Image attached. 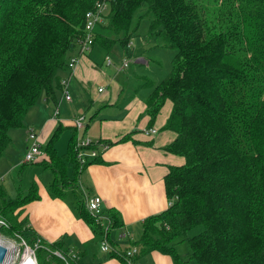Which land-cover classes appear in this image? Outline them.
Instances as JSON below:
<instances>
[{
    "label": "trees",
    "instance_id": "16d2710c",
    "mask_svg": "<svg viewBox=\"0 0 264 264\" xmlns=\"http://www.w3.org/2000/svg\"><path fill=\"white\" fill-rule=\"evenodd\" d=\"M94 2L0 0V156L38 99L55 101L58 73L69 70L68 59L83 36L84 14ZM108 9L105 23L95 28L91 49L113 55L118 44L130 56L127 42L144 21L149 36L160 37L153 46L175 52L170 72L158 83L148 79L145 113L153 124L162 105L171 102L162 129L174 138L162 149L183 157L184 163L168 166L163 177L167 207L142 221V232L131 243L137 251L131 262L154 250L183 264L175 244L201 226L188 238L194 264H264V0H110ZM72 128L63 154L55 147L58 124L41 145L42 156L26 163L40 162L51 170L47 188L56 198L74 188L88 164H101L109 146L129 138L97 140L107 148L81 164L73 121ZM87 196L75 201L78 215L107 243L110 229L121 225L119 215L110 210L96 221L85 207ZM38 198L34 181L14 199L0 185V231L26 238L30 245L39 240V264H65L50 252L67 255L64 235L42 240L22 216L24 206ZM104 251L127 264V251L113 252L110 246Z\"/></svg>",
    "mask_w": 264,
    "mask_h": 264
},
{
    "label": "crops",
    "instance_id": "0c3cea01",
    "mask_svg": "<svg viewBox=\"0 0 264 264\" xmlns=\"http://www.w3.org/2000/svg\"><path fill=\"white\" fill-rule=\"evenodd\" d=\"M136 53L128 57L135 66H131L129 72L119 80L117 73L111 76L103 70L107 55L96 46L79 57L73 70L59 71V80L68 81L70 103L62 97V85L55 91V101L41 96L27 111L24 127L12 130L11 144L0 156V177L5 178L11 169L20 176L19 181H23L24 170L28 169L25 167L40 165V162L26 164L21 155L9 166L10 154L16 148L14 137L22 134L26 137L28 128H32L38 133L40 144L44 145L43 142L60 124L57 138L62 133L60 140H65L66 145L61 149L55 142V147L59 154H63L72 134V121L79 115L85 116L82 132L94 141L115 142L124 135L129 137L126 141L109 146L100 156L103 160L101 164H88L81 171L74 188L65 189L63 198H56L48 191L47 186L54 176L49 169H46L50 173L47 176L43 172L40 176H28L25 183H21L24 191L19 185L21 193H24L30 182L36 183L39 198L30 200L24 206L22 216L27 218L28 227L34 229L42 240L55 241L64 235L63 245L68 252L64 255L65 264H123L117 257L108 256V251L101 250L102 238H96L78 215L75 201L82 199L84 193L101 198L102 212L112 210L119 215L121 225L110 229L107 243L113 252H126L135 247L131 243L139 238L142 221L167 207L163 177L168 166L184 163L183 157L162 149L174 138L171 131L162 129L171 112L170 101L162 105L154 123L149 124V116L145 113V100L150 92L148 79L158 82L149 76L153 75L154 70L148 73L146 56ZM99 87L102 90L98 91ZM125 87L126 94L122 96ZM53 107L57 108L56 116L50 110ZM151 127L157 130L156 134L145 133ZM124 259L127 264H174L168 255L154 250L133 258V262L129 257L125 256Z\"/></svg>",
    "mask_w": 264,
    "mask_h": 264
},
{
    "label": "built area",
    "instance_id": "2783aa9c",
    "mask_svg": "<svg viewBox=\"0 0 264 264\" xmlns=\"http://www.w3.org/2000/svg\"><path fill=\"white\" fill-rule=\"evenodd\" d=\"M109 3L110 0H95L92 8L88 9L84 14V21H83V36L82 38L78 39L77 41V48L73 55H71L67 62V69L73 70V68L78 64L79 57L83 55V53H87L91 50L92 44H93V36L95 28L99 23H102L105 20V16L109 12ZM106 63H110L109 57H106ZM127 60H123V63L121 64V67H126L128 64ZM60 84L62 85V97L66 101H70L69 92H68V81L67 79H61ZM102 90L101 87H99L98 91ZM57 110L54 112V116H56ZM84 121L85 116L79 115L73 120L74 126L77 129L76 133V148L79 161L81 164H84L87 159L93 158L97 155V150H104L107 148V146L104 143H98L94 140H92L87 135L85 137H82V129H84ZM27 131V139H29L28 146L23 154V161L24 162H33L38 157L42 156L43 151L41 150V144L38 133L32 129L28 128ZM146 133H155V128H148L145 130ZM87 146H92L94 148L99 149H93L88 148ZM2 177H0L1 179ZM85 207L87 211L95 217L96 221H101L103 218H106L105 214L102 212V201L101 198L98 195H90L84 198ZM4 224V219L0 216V225ZM6 236V235H5ZM12 240H19L20 246L22 248H19L16 252H12V261L10 264H15V260L17 261L16 264H39L37 262L36 257V250L39 248V240H36L32 245L27 246L24 242V240L21 237H10ZM11 239H5L0 235V242L4 246V248L7 245H10L12 248L14 247V243L11 242ZM43 247V246H40ZM14 249V248H13ZM109 245L105 241L101 242V250H108ZM136 252V248L129 250L126 252V257H130L133 255V253ZM6 255V252H5ZM4 255V257H5ZM3 257V258H4ZM63 261L65 258L62 256ZM3 260V259H2ZM1 264V262H0ZM130 264V263H128Z\"/></svg>",
    "mask_w": 264,
    "mask_h": 264
},
{
    "label": "rangeland",
    "instance_id": "374dc122",
    "mask_svg": "<svg viewBox=\"0 0 264 264\" xmlns=\"http://www.w3.org/2000/svg\"><path fill=\"white\" fill-rule=\"evenodd\" d=\"M104 23H105V21L102 22V24H104ZM141 23L142 24L139 27L138 31L135 34H133L131 36V40H129L127 42L128 45L126 46V51H127V53L129 52L131 55L137 54L136 52H138L141 56H142V54L145 55L146 58L148 59V66H147L148 73H150L152 70H154L153 75L149 74V76L152 77L156 82H158L159 79L164 78L170 72V69H171L170 62H171L172 57H173L175 52H174V50H170L168 48L153 46V44L157 45L155 40H157L160 37H158V36L154 37V35L149 36L148 23H146L144 21H142ZM98 29L99 28H97V31H99ZM105 34H107L108 36L110 35L108 33V31H105ZM159 40L161 43V39H159ZM146 48L148 50H145ZM114 49H115V51H113L112 53L110 52L113 55L107 54L110 58H115L118 56H119V58L120 57L123 58L125 55L126 57H124V58L128 60V57L131 56V55L129 56V55H126L125 53H123L124 48H122L118 44L114 46ZM113 56H115V57H113ZM119 58H117L116 60L115 59L111 60V64H109V65L105 64L102 67L103 70L105 72H107L108 74H110L111 76H113L114 73H117V75H118L117 79L118 80L122 79L123 78L122 76L126 75L127 72H129V70L131 69L130 68L131 66H133V65L135 66L134 63H131V61L128 60V66L123 67L124 70L122 69L123 71H121L120 67H121V64L123 63V59L120 60ZM127 87H128V85H127ZM127 87L124 88V90H123L124 92L122 93V96H125ZM68 92H69V97L71 99L69 86H68ZM66 102L70 103L68 101H66ZM50 110H52V112H53L52 114H54V112L57 110V108L53 107ZM49 113H50V111H49ZM24 136H25V134H22L19 137H17V136L14 137L16 148L13 149L11 154H10L11 157H10V163L8 164L9 166L12 165L17 160L18 157H20L21 155L24 154L25 146H26V144H28L30 142L29 139H27V135H26V137H24ZM61 136H62V133L57 138L58 140L56 139L57 140L56 145H59L61 149L62 148L64 149L66 143H65V140L64 141L60 140ZM24 138H25V141H24ZM25 142H26V144H25ZM45 142L46 141H44L43 143H45ZM25 168H28V169L24 170L25 171V173H24L25 178L21 182L19 181L20 176H18L16 174V171H14V173H13V171H11V169L8 170V174L6 173L7 176L5 178L3 176L0 179L1 188L5 191V194H6L8 199H14L19 195V191H20L19 185H21V183H25L28 176L31 178L34 174H36L37 176H40V174L43 175V173H45L46 176H47V174H50L48 170L43 168V166L37 165V164L31 165V166H28ZM15 180H16V182H15ZM20 188H22L24 191L23 184L21 185ZM200 230H202L201 226L193 227V229L189 232L188 236L186 238H184V240L178 241L175 244V247H176V250H177L179 256L184 261L183 264H194V260L193 259L191 260V258H189V254L191 253V251H190V246L188 243V238L190 236H192V234H194ZM0 235L2 237H4L5 239H9V240L11 239L9 236H5V234L2 233L1 231H0ZM22 239L24 240V242L27 246L30 245L27 241L28 239L27 240H26V238H22ZM11 242L14 243L13 244L14 245V247H13L14 252H16L19 248H22L20 246L21 241L19 242V240L14 241L11 239ZM44 247H46V246H44ZM46 248H47L46 250L49 251L48 247H46ZM50 252H52V255L57 257V258L62 259V256L64 257V254L60 250L59 251L58 250H52V251L50 250ZM16 260H15V262L17 263Z\"/></svg>",
    "mask_w": 264,
    "mask_h": 264
},
{
    "label": "bare ground",
    "instance_id": "6f19581e",
    "mask_svg": "<svg viewBox=\"0 0 264 264\" xmlns=\"http://www.w3.org/2000/svg\"><path fill=\"white\" fill-rule=\"evenodd\" d=\"M0 245H2L1 242ZM5 248H6V255L4 258H2L3 260H1V264H10L13 259L12 257L13 248L10 245H7Z\"/></svg>",
    "mask_w": 264,
    "mask_h": 264
},
{
    "label": "water",
    "instance_id": "95a60500",
    "mask_svg": "<svg viewBox=\"0 0 264 264\" xmlns=\"http://www.w3.org/2000/svg\"><path fill=\"white\" fill-rule=\"evenodd\" d=\"M6 252V248H4V246L0 245V262L2 260V258L4 257Z\"/></svg>",
    "mask_w": 264,
    "mask_h": 264
}]
</instances>
